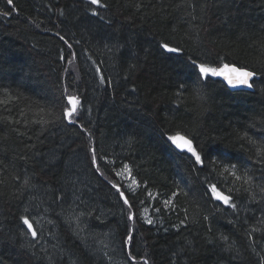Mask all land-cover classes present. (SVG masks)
<instances>
[{"label": "trees", "instance_id": "1", "mask_svg": "<svg viewBox=\"0 0 264 264\" xmlns=\"http://www.w3.org/2000/svg\"><path fill=\"white\" fill-rule=\"evenodd\" d=\"M102 3L0 0L10 12L0 15V264H260L264 0ZM190 56L259 74L230 90L198 81ZM69 95L81 102L74 124L63 116ZM177 132L195 137L203 164L168 140ZM125 164L133 189L117 175Z\"/></svg>", "mask_w": 264, "mask_h": 264}, {"label": "snow or ice", "instance_id": "2", "mask_svg": "<svg viewBox=\"0 0 264 264\" xmlns=\"http://www.w3.org/2000/svg\"><path fill=\"white\" fill-rule=\"evenodd\" d=\"M89 3L91 5H96L98 8H107V4L102 3V0H89ZM7 4L12 5L13 0H7ZM136 6L140 7L141 5L139 3H137ZM13 10H15V9H13ZM0 15L7 17L10 15V12L4 11L3 9H0ZM92 15L93 16H99L100 13L98 10L93 9ZM100 19L103 20L104 17L101 16ZM60 38L62 40L64 39V37H60ZM106 47H107V45H106ZM159 47L165 51H168V52H181V51H183L182 47H180V46L172 47V46H170V44L168 42L161 43L159 45ZM221 59H223V58H221ZM189 61L192 65L193 72L197 76L198 81L203 80V79L207 78L208 76H213V77L219 76V77H223L227 81V83L232 87L244 85V86L251 88V87H253V84L251 83V81L253 80L254 77H256L259 74L258 71L255 69L250 70L248 66L237 67L234 63L233 64L222 63V66H220V67H212V66H210L209 62H207V61L198 62V58H193L191 56L189 57ZM129 67H130V69L135 70L137 65H130ZM96 71L98 73L101 72V70L99 68H97ZM100 79H101L102 84L106 82L105 78L103 77L102 74H101ZM108 83H110V81H108ZM184 89H185V85L183 83H181L178 86L177 96L182 95L183 93L181 90H184ZM194 91H195L196 96L198 98L201 97V92L199 89H195ZM67 101H68V104L70 106L64 110L63 116L66 119H68L69 123L74 124L76 122V119H78V117H75V114L77 113L78 106L81 104V102L77 97H74V96H68ZM81 127H83V126L81 125ZM194 139H195V137L190 139L188 134L182 135L180 132H177L174 135L168 136V140L171 141V143L175 146V148H177L181 151H186L187 153H190L191 156L195 158V162L197 164H203L204 159L202 158V155H201V152L203 150L201 149V151H197V147L194 146ZM249 140L251 141V138H249ZM251 143H255V141H251ZM92 151L94 153V149ZM256 154L258 157L264 156V148H257ZM91 162L93 165L97 164L98 157H96L95 154H93ZM260 162L262 164H264V160H261ZM231 167H232V169H235L236 165H232ZM124 168L129 170V172H130V169H128L127 164L124 165ZM117 175H120V173H117ZM231 175L235 176L237 180L241 179L240 176H236L235 171H232ZM252 179L253 178L251 176H248L247 174H245V176L243 177V181L245 184H251ZM25 183H27V180L25 181ZM132 183L136 184L135 179H133ZM113 187L116 188L117 192L119 193L120 199L123 201V203L125 205H128L129 209H131V206H132L131 202L129 201V199L125 195V192L121 190V187L117 184H113ZM128 187L131 188L132 185H129ZM210 191L216 200L222 201L223 204L229 205L232 208L236 207V205L234 203H232L231 196L224 195L222 192H220L218 190L216 185H210ZM260 191L262 193H264V186L260 187ZM149 195H151V193H149ZM176 195H177V193H175V192L172 193L173 197H175ZM171 203H172L171 199L164 201L165 206H167ZM145 212H147V209H145ZM134 215H135L134 213L129 211L128 219L129 220L134 219ZM205 219H207V217H205ZM21 220L23 221V224L27 226L28 232L31 233L32 237L33 238L37 237V232L34 230L33 224L30 222V220L27 217H23V216L21 217ZM147 223L152 224V223H154V221L151 218H148ZM183 223H184V221L182 220L181 224H183ZM254 231H259V229H254ZM249 237H251V233H249ZM132 238L133 237L131 235V230H130L128 240L125 242L127 243ZM133 259H134V257H133ZM141 259H143V258H141ZM144 264H148L147 260L144 261ZM260 264H264V258H262L260 260Z\"/></svg>", "mask_w": 264, "mask_h": 264}, {"label": "rangeland", "instance_id": "3", "mask_svg": "<svg viewBox=\"0 0 264 264\" xmlns=\"http://www.w3.org/2000/svg\"><path fill=\"white\" fill-rule=\"evenodd\" d=\"M124 170H126V169H123L120 172V177H121L122 181L125 183L127 188L129 185H132L131 189L135 188L136 184L132 183L133 179H132L129 171H127V170L124 171ZM145 209H147V208H142L141 218L143 219L144 222H147V219L151 218V217H150L149 211L147 210V212H145ZM151 219L153 220V218H151ZM121 264H123V263H121Z\"/></svg>", "mask_w": 264, "mask_h": 264}, {"label": "water", "instance_id": "4", "mask_svg": "<svg viewBox=\"0 0 264 264\" xmlns=\"http://www.w3.org/2000/svg\"><path fill=\"white\" fill-rule=\"evenodd\" d=\"M219 77V76H218ZM220 78V80L227 86V88L228 89H230V90H238V89H245V88H249V87H247V86H244V85H241V86H237V87H232V86H230L228 83H227V81L223 78V77H219ZM73 96V95H72ZM68 97V96H67ZM75 97V96H74ZM70 106V105H69ZM179 150V149H178Z\"/></svg>", "mask_w": 264, "mask_h": 264}]
</instances>
